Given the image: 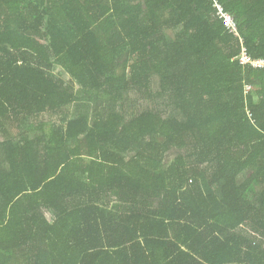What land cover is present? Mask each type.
Instances as JSON below:
<instances>
[{
	"label": "trees",
	"instance_id": "1",
	"mask_svg": "<svg viewBox=\"0 0 264 264\" xmlns=\"http://www.w3.org/2000/svg\"><path fill=\"white\" fill-rule=\"evenodd\" d=\"M244 50L264 0H0V264H264Z\"/></svg>",
	"mask_w": 264,
	"mask_h": 264
},
{
	"label": "built area",
	"instance_id": "2",
	"mask_svg": "<svg viewBox=\"0 0 264 264\" xmlns=\"http://www.w3.org/2000/svg\"><path fill=\"white\" fill-rule=\"evenodd\" d=\"M221 9V17L224 19L228 27L235 33H238V27H237V22L233 15L228 14L225 12L224 8L220 7ZM242 63L244 64H251L255 67H264V60H258L254 61L250 58V56L247 54L246 50L243 51L242 53V58H241Z\"/></svg>",
	"mask_w": 264,
	"mask_h": 264
},
{
	"label": "rangeland",
	"instance_id": "3",
	"mask_svg": "<svg viewBox=\"0 0 264 264\" xmlns=\"http://www.w3.org/2000/svg\"><path fill=\"white\" fill-rule=\"evenodd\" d=\"M135 96H133L132 98H134ZM13 129V133L15 134V135H18V134H20L21 132H20V130L19 129H14V128H12ZM240 180H243V178H240Z\"/></svg>",
	"mask_w": 264,
	"mask_h": 264
}]
</instances>
